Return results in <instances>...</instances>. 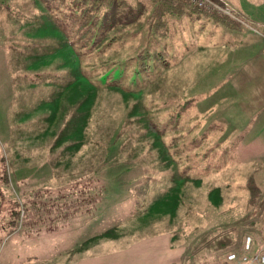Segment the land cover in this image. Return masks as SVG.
<instances>
[{"label": "rangeland", "instance_id": "rangeland-1", "mask_svg": "<svg viewBox=\"0 0 264 264\" xmlns=\"http://www.w3.org/2000/svg\"><path fill=\"white\" fill-rule=\"evenodd\" d=\"M50 1L45 8L0 0V159L8 176L0 185V264H83L163 232L190 250L192 264L263 253L264 0H219L238 10L223 15L228 25L187 13L165 17L163 32L141 31L151 56L145 66L154 70L130 82L128 101L93 91L79 75L66 43L84 31L52 24L47 16L61 18L67 2ZM120 11L112 9L114 21ZM133 52V43L121 50ZM56 94L72 104L94 97L83 145L79 127L59 147L43 138L37 117L63 107L39 102ZM33 103L30 120H12ZM224 232L233 245L207 251Z\"/></svg>", "mask_w": 264, "mask_h": 264}, {"label": "trees", "instance_id": "trees-1", "mask_svg": "<svg viewBox=\"0 0 264 264\" xmlns=\"http://www.w3.org/2000/svg\"><path fill=\"white\" fill-rule=\"evenodd\" d=\"M42 7L46 8V4H52L54 2L50 0H38ZM149 2V4L147 2ZM67 5L63 8L65 11L62 13L61 18L57 15H53V19L47 16L50 22H58L61 20L65 24L66 28H71V25H80L81 35L78 42L69 40L66 45L70 48L77 59L78 73L81 75L92 87L93 91H99L101 89L112 90L117 92L118 96L124 101L132 99V89L130 82H134L138 77L140 71H145L147 68L153 71L154 68L145 66L147 61L151 60L149 51L142 48L140 37L138 36L141 31H148V35L151 31L155 32L156 28L162 31L165 24V17L173 18L175 16L182 17L187 13L205 14L210 16H217L218 21L224 25H228L227 17L223 15H215L212 12H206L202 7H199L191 2V0H66ZM129 2L131 5H129ZM119 6L121 8L120 16L116 21L111 17V11L114 7ZM131 6V7H130ZM55 7H58L57 5ZM39 8V7H38ZM47 9H50L48 7ZM44 13H41V17ZM64 27V28H65ZM238 27H230L229 29H237ZM163 32V31H162ZM165 33H162L160 37L164 38ZM128 40L127 43L125 41ZM134 44V52L130 55L121 53V50ZM156 59L163 62L162 56L156 53ZM89 62H96L95 65L87 66ZM82 64V69L79 70V66ZM135 68V69H134ZM72 75V83L77 85L74 73ZM98 74L96 76H92ZM92 76V77H91ZM159 80V78H157ZM68 83V84H69ZM83 97V96H81ZM64 95H55L51 100H40V107L49 106L50 103L56 102V109L58 106L63 107V112L58 113L52 108L47 109V113L41 117H37L40 122L45 124L43 132H41L44 139L54 140L55 147H59L56 143L61 142L63 139L68 140L72 135H77L74 130L80 131L81 145L87 141L85 136V130L92 110L90 107L94 104V97L85 95L81 101L75 103L63 102ZM34 103L31 105L32 109L24 110L17 113L16 116L12 115V120L17 121L18 115H23L26 120H30L31 115L29 111H33ZM95 106V105H94ZM94 108V107H93ZM36 110L34 109L33 113ZM73 113L69 117V114ZM23 121V119H22ZM18 122V121H17ZM30 122V121H29ZM15 123V122H14ZM16 124V123H15ZM55 128H62L59 137L53 131ZM78 136V135H77ZM109 139V138H108ZM52 142V141H51ZM102 154L105 153L103 147ZM5 157L0 159V185L8 184L7 171L4 167ZM177 189V188H176ZM172 192L168 193V196ZM177 200H175L176 202ZM12 225L19 219V211H13ZM10 222V221H9ZM10 224V225H11ZM232 238L228 232H224L211 240L206 242L208 250L216 252L231 247ZM212 244V246H209ZM202 246V243H199ZM228 251H238V246ZM243 253V252H242ZM239 254V253H238ZM245 254V253H244ZM243 254V255H244ZM242 256H239V258Z\"/></svg>", "mask_w": 264, "mask_h": 264}, {"label": "crops", "instance_id": "crops-1", "mask_svg": "<svg viewBox=\"0 0 264 264\" xmlns=\"http://www.w3.org/2000/svg\"><path fill=\"white\" fill-rule=\"evenodd\" d=\"M230 7L232 8L233 6L231 5ZM233 8L238 12L236 7ZM249 13L250 12H248V15ZM206 250L209 251L208 248ZM252 253L258 252L253 251ZM191 257L190 250L186 248L184 250L181 244H176L172 241V236L169 233L163 232L136 242L129 247L121 248L104 258L84 261L83 264H192L190 262ZM105 258L108 259L105 260ZM217 260L218 257L209 255V260L205 259L201 264H218ZM231 263L236 264V262L233 261H226V264ZM237 263L245 264L241 263L238 258Z\"/></svg>", "mask_w": 264, "mask_h": 264}, {"label": "built area", "instance_id": "built-area-1", "mask_svg": "<svg viewBox=\"0 0 264 264\" xmlns=\"http://www.w3.org/2000/svg\"><path fill=\"white\" fill-rule=\"evenodd\" d=\"M191 2L199 7H202L205 11L213 12L217 14H222L227 17H235L234 13L232 12V8L225 5H221L219 0H191ZM247 26V24H243ZM250 247V238L247 237L244 242V250H249ZM228 261H236L237 256L235 253H229L227 255ZM241 263L245 264H263L264 263V253H253V254H245L244 256L239 258Z\"/></svg>", "mask_w": 264, "mask_h": 264}]
</instances>
